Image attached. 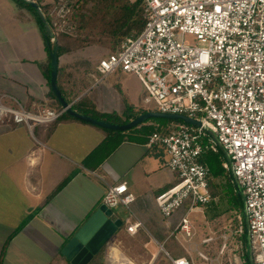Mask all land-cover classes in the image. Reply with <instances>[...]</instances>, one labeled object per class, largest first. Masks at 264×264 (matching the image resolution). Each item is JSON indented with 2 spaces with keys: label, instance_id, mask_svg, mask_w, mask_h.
I'll use <instances>...</instances> for the list:
<instances>
[{
  "label": "crops",
  "instance_id": "obj_1",
  "mask_svg": "<svg viewBox=\"0 0 264 264\" xmlns=\"http://www.w3.org/2000/svg\"><path fill=\"white\" fill-rule=\"evenodd\" d=\"M110 53L107 47L91 44L59 54L57 81L67 102L80 104L76 111L90 116L94 110L115 113L123 121L117 124L127 123V105L133 107V114L137 112L133 118L158 111L135 75L116 71L100 80L97 65ZM50 77V55L34 15L15 0H0V94L15 95L31 111L60 109V102L51 95ZM150 119L121 134L67 112L53 123L36 126L33 133L23 125L0 123V264H49L56 259L64 264L67 258L62 249L103 203L107 185L114 183H126L135 200L132 213L122 206L113 209L112 219L120 218L123 224L104 251L93 257L96 264H173L177 258L210 264L193 255L192 245L204 253L199 246L207 237L202 239L196 224L205 218L203 209L218 200L190 212L185 205L172 216H163L156 197L177 176L167 166L164 150L147 146L151 134L144 128L162 127L166 132L169 125ZM187 213L190 236L179 227ZM137 221L141 225L129 231L128 226ZM206 235L215 239L209 232ZM239 236L235 242L242 251L235 259L249 264L247 240L245 258L243 236ZM221 238L222 242L216 241L218 254H204L224 264L225 249L233 239Z\"/></svg>",
  "mask_w": 264,
  "mask_h": 264
},
{
  "label": "built area",
  "instance_id": "obj_2",
  "mask_svg": "<svg viewBox=\"0 0 264 264\" xmlns=\"http://www.w3.org/2000/svg\"><path fill=\"white\" fill-rule=\"evenodd\" d=\"M74 1L50 2L54 34L74 30L70 21ZM144 3L143 30L99 61L100 80L116 71L133 74L159 112L186 115L213 129L231 157L245 196L254 264H264V0ZM65 112L63 107L31 111L15 95L0 94V123L23 125L31 133L38 125L57 121ZM147 146L161 147L167 166L177 176L176 182L156 197L164 217L185 205L190 212L218 200L209 188L210 168L200 159L205 148L218 146L201 127L173 124L166 132H153ZM225 166L229 169L227 162ZM134 200L126 183H114L107 185L103 203L132 213ZM188 213L179 227L190 236ZM140 225L137 221L128 229L134 231ZM245 233L241 221L235 230L226 229L223 238ZM198 254L210 264H219L202 252ZM172 263L191 264L186 258L172 259Z\"/></svg>",
  "mask_w": 264,
  "mask_h": 264
},
{
  "label": "trees",
  "instance_id": "obj_3",
  "mask_svg": "<svg viewBox=\"0 0 264 264\" xmlns=\"http://www.w3.org/2000/svg\"><path fill=\"white\" fill-rule=\"evenodd\" d=\"M15 1L19 5L31 11V13L34 15L35 19L38 22L39 29L46 42V48L50 53L54 46V41L45 36L44 25L41 23L36 11L31 7L30 4L23 0ZM36 1L40 4L47 17L48 22L52 26V21L49 13L52 5L50 3L43 2V0ZM86 1L87 0H75L71 5L70 21L71 24L74 25V30L71 33H58L55 31V38L59 44L58 54H61L63 51L75 50L77 48H81L91 44L107 47L111 50L112 53H114L120 50L121 44L126 38L136 37L141 33L145 26L146 8L144 0H96L92 7H87ZM51 95L56 99V96L52 90ZM57 103H59L58 100ZM79 106L80 104L72 105L73 109L75 110L80 109ZM132 112L133 107L127 105L125 122H129L131 118H133L137 113L134 112L133 114ZM92 114L95 118L104 119L109 122H123L122 118L115 113L101 114L94 110ZM144 123L139 124V126L143 125ZM177 123L183 122L177 121ZM135 128H137V126L133 127L130 130H133ZM144 128L145 132L149 134H152L155 131H163V129H161L162 127H152L150 125H146L144 126ZM110 131L118 134L122 133L119 130ZM103 145L104 143L98 149H96V151L93 152L88 159L93 158ZM200 159L201 162L208 165L210 168L209 188L214 196H219V185L222 183V178L225 179V181H223V184L226 182L233 187L235 201L233 203L232 209H234L237 214L234 218V223L235 226H238L240 222L243 221L242 199L235 190L229 169H227L225 166V163L227 161L223 152L218 147L217 149L207 147L204 149ZM65 182L60 184L55 192L60 190ZM242 236L244 243L243 249L245 250L246 258V237L245 234H243ZM212 241H215V239ZM105 247L100 250L98 255L104 251ZM210 256H215V254L213 253ZM64 260V264H72L69 260ZM49 264H61V261L59 259H56ZM90 264H96L95 259L92 260Z\"/></svg>",
  "mask_w": 264,
  "mask_h": 264
},
{
  "label": "water",
  "instance_id": "obj_4",
  "mask_svg": "<svg viewBox=\"0 0 264 264\" xmlns=\"http://www.w3.org/2000/svg\"><path fill=\"white\" fill-rule=\"evenodd\" d=\"M23 1L30 4L31 7L36 11L41 23L44 25L45 36L49 37L52 41H54V46L49 53L51 59L50 85L56 98L60 102L61 106L63 108H66V112L68 114L86 122L98 125L100 127L119 131H126L132 129L133 127L138 126L149 118H164L174 121H182L195 127H201L204 132L211 136L218 148L223 152L226 161L229 164V171L232 177L235 190L242 199L244 227L246 232V240L248 243V262L249 264H254L248 214L245 204V196L242 187L239 184L238 179L234 173L233 162L231 160V157L228 154L227 150L220 143L213 129H211L207 125H203L198 119L188 117L182 114L163 113L159 111L144 112L137 115L135 118H133L127 123L117 124L104 119H98L93 116L80 113L73 109L72 105L67 102V100L63 97L57 81L59 44L55 38L54 31L50 23L48 22L43 9L36 0ZM113 213V209L109 208L105 203H102L99 208L91 215V217L80 227V229L75 233V235L67 242V244L62 249V253L72 264H88L93 259V257L97 255L100 250L105 247V245H107V243L115 235L118 229L122 227L123 221L120 218L112 219Z\"/></svg>",
  "mask_w": 264,
  "mask_h": 264
},
{
  "label": "rangeland",
  "instance_id": "obj_5",
  "mask_svg": "<svg viewBox=\"0 0 264 264\" xmlns=\"http://www.w3.org/2000/svg\"><path fill=\"white\" fill-rule=\"evenodd\" d=\"M44 1H48L50 3L52 0H44ZM95 2L96 0H87L86 6L92 7ZM150 121H155L162 125H169V126L171 124L173 125L177 123V121L164 119V118H151ZM223 181H225L224 178H222V183L219 182L221 184L219 185L220 192H219V196H218L219 199L217 201V204L213 203L207 206L206 209H203L205 218L201 220L200 224L199 223L196 224L197 227L195 229L196 231L199 232L202 239L203 237L209 238L206 235V232H209L212 235V237L215 238V241H211L212 243L210 242L207 245H204V243H201V245L199 246V249L201 251L209 255H212L213 253L218 254L220 245L217 244L216 241L222 242L223 239L221 238V235L224 234V230L228 228L235 230L237 228V226H235V223H234V218L237 214L235 211L231 212L229 210L230 208L233 207V203L235 201L234 189L229 183L225 182L223 184ZM242 210H243V203H242ZM201 237H199V240H201ZM238 240H240V236L234 237L233 240L227 244V248L225 249L223 260H222L224 264H229L231 261H233L234 264H238L237 263L238 260L235 259V256H238L239 252L242 251L240 244H237L239 242ZM237 245L240 246V247L238 246V249L236 248ZM192 246H193V249H192L193 255L198 256V251L196 249V246L195 245H192ZM202 263L205 264L206 262L202 261ZM108 264H110V262H108Z\"/></svg>",
  "mask_w": 264,
  "mask_h": 264
}]
</instances>
